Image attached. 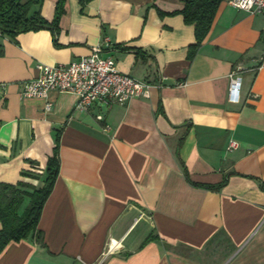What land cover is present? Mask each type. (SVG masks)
Listing matches in <instances>:
<instances>
[{"label":"crops","instance_id":"crops-1","mask_svg":"<svg viewBox=\"0 0 264 264\" xmlns=\"http://www.w3.org/2000/svg\"><path fill=\"white\" fill-rule=\"evenodd\" d=\"M57 2L36 0L31 12L51 23ZM183 7L65 0L56 29L0 37V182L41 186L60 131L41 241L9 243L0 264H264V18L224 0L189 59ZM98 45L150 85L147 97L79 112L73 93L20 96L37 64L67 65ZM232 72L238 103L228 100Z\"/></svg>","mask_w":264,"mask_h":264},{"label":"trees","instance_id":"trees-1","mask_svg":"<svg viewBox=\"0 0 264 264\" xmlns=\"http://www.w3.org/2000/svg\"><path fill=\"white\" fill-rule=\"evenodd\" d=\"M224 0H184V7L180 11L184 23L193 26L195 42L189 48L188 58L192 59L196 50L208 34L219 5ZM65 0H58L55 15L48 23L40 11H32L31 7L36 0H0V37L14 40L19 33L37 31L42 28L56 29L64 12ZM125 50L131 51L126 48ZM138 56V51L133 50ZM3 55V46L0 44V57ZM59 138L60 131L55 135V145L52 155L48 158L41 186L34 187L22 182L15 185L0 182V253L11 242L36 236L41 241L37 230L38 221L45 201L50 195L59 172ZM31 164H34L31 162ZM25 174V173H23ZM32 178L39 177L30 175ZM223 183L217 186H205L211 190H218ZM28 203L20 211L25 199Z\"/></svg>","mask_w":264,"mask_h":264},{"label":"built area","instance_id":"built-area-1","mask_svg":"<svg viewBox=\"0 0 264 264\" xmlns=\"http://www.w3.org/2000/svg\"><path fill=\"white\" fill-rule=\"evenodd\" d=\"M228 4L248 15H261L264 18V0H228ZM261 39L264 44V25ZM102 53L103 47L98 45L88 55L67 65L37 64V76L20 83V96L46 98L49 91L73 93L77 97L74 109L79 112H88L96 103L123 106L134 98L148 96L150 85L147 82L120 72L115 61L111 57H102ZM3 90L4 85L0 84V96ZM240 90L241 79L232 72L229 75V102H239ZM50 108L51 104L47 102L45 109ZM237 147L238 143L231 141L226 150L231 152ZM117 247L116 243L111 244L106 255Z\"/></svg>","mask_w":264,"mask_h":264},{"label":"rangeland","instance_id":"rangeland-1","mask_svg":"<svg viewBox=\"0 0 264 264\" xmlns=\"http://www.w3.org/2000/svg\"><path fill=\"white\" fill-rule=\"evenodd\" d=\"M27 204V203H26Z\"/></svg>","mask_w":264,"mask_h":264}]
</instances>
